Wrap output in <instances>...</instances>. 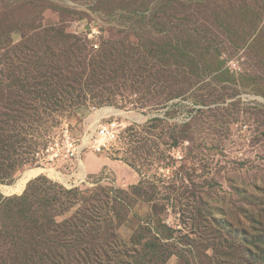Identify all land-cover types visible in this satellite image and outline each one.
<instances>
[{
    "label": "rangeland",
    "instance_id": "374dc122",
    "mask_svg": "<svg viewBox=\"0 0 264 264\" xmlns=\"http://www.w3.org/2000/svg\"><path fill=\"white\" fill-rule=\"evenodd\" d=\"M107 106L128 116L83 153L97 173L49 161ZM34 168L69 180L12 196L38 178L129 192L123 239L155 211L190 264H264V0H0V185Z\"/></svg>",
    "mask_w": 264,
    "mask_h": 264
},
{
    "label": "trees",
    "instance_id": "16d2710c",
    "mask_svg": "<svg viewBox=\"0 0 264 264\" xmlns=\"http://www.w3.org/2000/svg\"><path fill=\"white\" fill-rule=\"evenodd\" d=\"M130 194L102 187L68 190L38 178L22 195L2 196L1 264L17 258L21 264H169L174 256L190 264L189 247L155 211L129 240L119 235L135 217L126 201Z\"/></svg>",
    "mask_w": 264,
    "mask_h": 264
},
{
    "label": "built area",
    "instance_id": "2783aa9c",
    "mask_svg": "<svg viewBox=\"0 0 264 264\" xmlns=\"http://www.w3.org/2000/svg\"><path fill=\"white\" fill-rule=\"evenodd\" d=\"M113 116V115H111ZM106 117L100 120L95 132L86 137L82 144H77L70 136L68 128L63 131L64 139H54L49 143L46 153L49 161H61L68 166H78L82 162V155L86 149L91 148L95 153L101 154L110 150L120 139L125 127L124 124Z\"/></svg>",
    "mask_w": 264,
    "mask_h": 264
},
{
    "label": "bare ground",
    "instance_id": "6f19581e",
    "mask_svg": "<svg viewBox=\"0 0 264 264\" xmlns=\"http://www.w3.org/2000/svg\"><path fill=\"white\" fill-rule=\"evenodd\" d=\"M110 115H124V116H128L126 112H124V111H122L120 109H117V108L111 107V106H107L106 108H104L102 110H99L96 113L95 124L97 125L98 122L101 119L106 118V117H110ZM132 117H134V116H132ZM86 164H87V162L85 163L84 161H82L80 163L79 173L83 177H85V175L87 173V169H88L87 166L88 167L90 166V165L86 166ZM40 173L49 174L51 177L59 179V180H62L64 182H68V180H69V178L63 176L62 174H60L55 169L34 168V169L28 170L24 174H22L19 177V179L11 186L0 185V194H3L5 196L20 194L24 190L25 185L27 184V182L30 179H32V178L36 177L37 175H39Z\"/></svg>",
    "mask_w": 264,
    "mask_h": 264
},
{
    "label": "crops",
    "instance_id": "0c3cea01",
    "mask_svg": "<svg viewBox=\"0 0 264 264\" xmlns=\"http://www.w3.org/2000/svg\"><path fill=\"white\" fill-rule=\"evenodd\" d=\"M90 158H91V156H89V158L86 160L87 161V164L90 163L91 169H89V170L91 171V173H97L99 171V169H100V167H99L100 165L99 166H93V164L91 163V159ZM86 161H84V162L86 163ZM104 164H106V163H103V165Z\"/></svg>",
    "mask_w": 264,
    "mask_h": 264
},
{
    "label": "water",
    "instance_id": "95a60500",
    "mask_svg": "<svg viewBox=\"0 0 264 264\" xmlns=\"http://www.w3.org/2000/svg\"><path fill=\"white\" fill-rule=\"evenodd\" d=\"M12 196V195H11ZM10 197V196H9Z\"/></svg>",
    "mask_w": 264,
    "mask_h": 264
}]
</instances>
